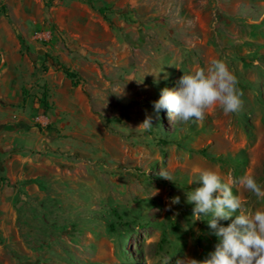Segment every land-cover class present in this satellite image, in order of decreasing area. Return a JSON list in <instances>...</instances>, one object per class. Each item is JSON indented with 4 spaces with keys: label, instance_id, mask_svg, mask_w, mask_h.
Masks as SVG:
<instances>
[{
    "label": "rangeland",
    "instance_id": "obj_1",
    "mask_svg": "<svg viewBox=\"0 0 264 264\" xmlns=\"http://www.w3.org/2000/svg\"><path fill=\"white\" fill-rule=\"evenodd\" d=\"M1 124L0 264H264V0H0Z\"/></svg>",
    "mask_w": 264,
    "mask_h": 264
},
{
    "label": "trees",
    "instance_id": "obj_2",
    "mask_svg": "<svg viewBox=\"0 0 264 264\" xmlns=\"http://www.w3.org/2000/svg\"><path fill=\"white\" fill-rule=\"evenodd\" d=\"M49 59H53L51 56L46 55ZM53 64L56 66L57 69L61 70L68 78H70L73 85H76V74L74 71L70 70L68 66L63 64L62 62H59L57 60H52ZM43 104H45V101H42ZM12 128L14 127L13 124H7L6 126L0 125V128Z\"/></svg>",
    "mask_w": 264,
    "mask_h": 264
},
{
    "label": "crops",
    "instance_id": "obj_3",
    "mask_svg": "<svg viewBox=\"0 0 264 264\" xmlns=\"http://www.w3.org/2000/svg\"><path fill=\"white\" fill-rule=\"evenodd\" d=\"M1 125H3V124H1Z\"/></svg>",
    "mask_w": 264,
    "mask_h": 264
}]
</instances>
